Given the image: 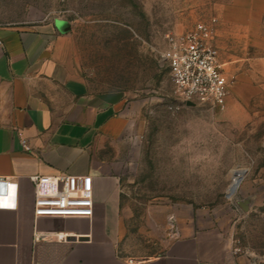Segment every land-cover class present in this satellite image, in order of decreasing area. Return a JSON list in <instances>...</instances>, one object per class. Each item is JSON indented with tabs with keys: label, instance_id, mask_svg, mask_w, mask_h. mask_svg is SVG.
I'll use <instances>...</instances> for the list:
<instances>
[{
	"label": "rangeland",
	"instance_id": "1",
	"mask_svg": "<svg viewBox=\"0 0 264 264\" xmlns=\"http://www.w3.org/2000/svg\"><path fill=\"white\" fill-rule=\"evenodd\" d=\"M222 1L0 0V24L61 23L87 88L124 95L116 247L125 257L159 254L190 226L218 235L228 258L264 264V91L244 92L226 119L183 103L161 58L168 32L212 18L215 27Z\"/></svg>",
	"mask_w": 264,
	"mask_h": 264
},
{
	"label": "crops",
	"instance_id": "2",
	"mask_svg": "<svg viewBox=\"0 0 264 264\" xmlns=\"http://www.w3.org/2000/svg\"><path fill=\"white\" fill-rule=\"evenodd\" d=\"M0 40V178L17 183L16 207L0 208V264H240L212 230L190 226L159 254L120 255L124 95L87 88L73 68L75 40L59 22L0 24ZM214 44L233 76L227 119L244 92L264 91V0L220 2ZM60 173L91 176V218L34 216L29 176Z\"/></svg>",
	"mask_w": 264,
	"mask_h": 264
},
{
	"label": "built area",
	"instance_id": "3",
	"mask_svg": "<svg viewBox=\"0 0 264 264\" xmlns=\"http://www.w3.org/2000/svg\"><path fill=\"white\" fill-rule=\"evenodd\" d=\"M216 18L199 21L183 32H168L161 58L169 68L175 94L185 104H200L222 110L230 92L233 76L224 72L214 44ZM1 44V40H0ZM25 150L29 145L21 140ZM33 184L35 217L91 218L93 184L90 175L60 173L29 176ZM17 183L0 178V208H15ZM52 237V234H44ZM65 240L67 235L56 233Z\"/></svg>",
	"mask_w": 264,
	"mask_h": 264
},
{
	"label": "water",
	"instance_id": "4",
	"mask_svg": "<svg viewBox=\"0 0 264 264\" xmlns=\"http://www.w3.org/2000/svg\"><path fill=\"white\" fill-rule=\"evenodd\" d=\"M188 104H190V103H188ZM243 171H244V170H241V171H239V172L236 173L237 180H236V181L233 180L232 183L230 184V186H229V188H228L227 196L231 195V194L235 191V189H236V187H237V185H238V183H239V181H240L239 173L242 174Z\"/></svg>",
	"mask_w": 264,
	"mask_h": 264
}]
</instances>
